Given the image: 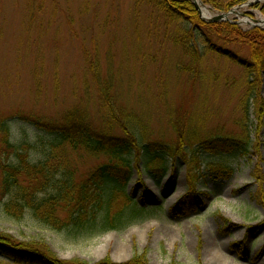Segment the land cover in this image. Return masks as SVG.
Listing matches in <instances>:
<instances>
[{"label": "rangeland", "instance_id": "obj_1", "mask_svg": "<svg viewBox=\"0 0 264 264\" xmlns=\"http://www.w3.org/2000/svg\"><path fill=\"white\" fill-rule=\"evenodd\" d=\"M259 14L245 6L229 20L248 30ZM174 29L135 0H0V120H8L12 142H33L37 131L15 116L60 122L83 104L87 121L103 129L99 96L85 69L88 52L100 64L98 75L112 83L118 103L136 115L150 141L173 143L172 123L178 122L184 138L195 133L196 140L238 136L245 125L256 143L245 156L198 154L204 166L220 164L233 172L223 179L203 168L196 195L201 204L186 216L168 214L187 189V168L179 158L160 179L143 168L134 172L125 191L134 201L143 198L148 209L121 231L97 236L73 227L57 231L29 212L16 219L4 211L7 195L0 200V232L19 242L44 241L62 261L125 264L143 255L146 264H264V210L253 200L257 191L264 198V80L258 96L261 122L250 100L245 115L244 69L227 56L206 54L202 78L177 71L188 60L173 43ZM218 46L238 55L237 61L248 58L246 48ZM199 49L204 52L201 43ZM30 154L33 163L44 157L40 149ZM68 158L75 182L105 162L81 150ZM148 194L158 204H150ZM0 264L16 263L0 256Z\"/></svg>", "mask_w": 264, "mask_h": 264}, {"label": "trees", "instance_id": "obj_2", "mask_svg": "<svg viewBox=\"0 0 264 264\" xmlns=\"http://www.w3.org/2000/svg\"><path fill=\"white\" fill-rule=\"evenodd\" d=\"M136 5L148 6L173 24L176 36L173 43L178 46L188 63L176 69L189 74L193 79L202 78L201 67L206 54L212 52L241 65L247 86V97L242 107L247 116L249 100L255 110V119L262 122V106L258 101L264 80V30H243L229 22L207 23L200 17L189 0H135ZM215 13H226L250 0H201ZM264 16V5L254 4ZM215 40V41H214ZM204 46V52L199 49ZM237 46L248 50V58L242 62L238 55L226 53L218 46ZM87 74L97 91L99 113L104 120L103 129H96L87 121L88 117L79 108L72 109L61 121H46L39 117L17 115L20 121L31 124L37 131L35 140L12 142L8 120H0V200L9 195L4 204L8 216L21 218L29 212L44 225L57 231L73 227L76 231L88 230L92 236L109 231H121L142 218L146 213V201H134L133 193L125 187L140 168L160 179L167 172L169 162L181 158L187 168V189L183 196L168 209L174 218L186 216L196 209L198 183L202 171L209 170L216 178H228L232 169L220 164H204L200 152L234 153L248 155L254 151L251 129L243 126L241 135H215L196 140L193 133L184 138L180 123H172L176 140L171 144L150 141L136 115L118 103L113 85L98 75L99 63L85 52ZM204 76V75H203ZM83 106V107H82ZM262 111V112H261ZM10 120V119H9ZM256 128V125H254ZM119 130V133H115ZM262 130V125L257 131ZM255 129V133H257ZM193 141L196 143L192 144ZM40 149L43 159L32 162L30 151ZM83 151L92 156H102L105 162L90 171L82 180L75 182L69 156L71 152ZM254 176L257 178L256 171ZM253 200L264 210V198L257 191ZM150 204L158 200L148 194ZM0 256L16 264H87L79 260L62 261L41 240L19 242L12 236L0 232ZM100 264H113L105 259ZM125 264H146L143 255H134Z\"/></svg>", "mask_w": 264, "mask_h": 264}, {"label": "water", "instance_id": "obj_3", "mask_svg": "<svg viewBox=\"0 0 264 264\" xmlns=\"http://www.w3.org/2000/svg\"><path fill=\"white\" fill-rule=\"evenodd\" d=\"M190 1H191V3L193 4V6L195 7V9L198 11V13L200 15L199 7L195 3V1L194 0H190ZM260 1L261 0H252V1H249L247 4H245L244 6H251V5L256 4V3L260 2ZM242 7L243 6L235 7L233 9H231L230 11H228L227 13L215 14L209 19H204L201 15H200V18L203 21H206L208 23L230 22L232 24H237V22L230 21L229 17L231 15L239 14V9L242 8ZM251 22L253 24L252 27H257V28H260V29H264V17L262 15L259 14V20H251Z\"/></svg>", "mask_w": 264, "mask_h": 264}, {"label": "bare ground", "instance_id": "obj_4", "mask_svg": "<svg viewBox=\"0 0 264 264\" xmlns=\"http://www.w3.org/2000/svg\"><path fill=\"white\" fill-rule=\"evenodd\" d=\"M197 6L199 7L200 15L204 19H209L213 16V14L210 12V9L207 6H204L201 2V0H194Z\"/></svg>", "mask_w": 264, "mask_h": 264}]
</instances>
